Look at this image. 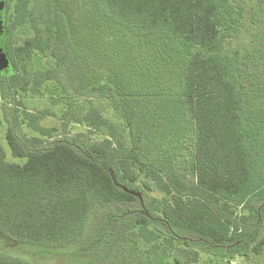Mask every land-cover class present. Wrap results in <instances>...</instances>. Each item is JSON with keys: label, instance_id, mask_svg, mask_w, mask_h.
Here are the masks:
<instances>
[{"label": "trees", "instance_id": "1", "mask_svg": "<svg viewBox=\"0 0 264 264\" xmlns=\"http://www.w3.org/2000/svg\"><path fill=\"white\" fill-rule=\"evenodd\" d=\"M242 4L0 0V49L9 59L0 70V97L13 102L29 84L30 59L48 57L65 83L46 73L35 77L32 91L55 84L61 101L72 99L62 114L101 136L40 149L56 128L40 125L41 113L23 110L21 121L35 134L22 145L7 128V145L22 163L8 162L0 145V229L38 247L73 243L92 206L133 204L146 192L152 198L143 211L116 218L136 216L131 253L140 241L150 244L146 260L154 264H180L171 256L174 243L187 263L205 249L221 257L258 252L264 74L253 70L259 67L253 56L228 44L243 29ZM18 27L29 36L13 47L8 38ZM92 98L108 101L118 124ZM0 264L27 263L0 256Z\"/></svg>", "mask_w": 264, "mask_h": 264}, {"label": "rangeland", "instance_id": "2", "mask_svg": "<svg viewBox=\"0 0 264 264\" xmlns=\"http://www.w3.org/2000/svg\"><path fill=\"white\" fill-rule=\"evenodd\" d=\"M236 2L243 3L245 8L243 29L233 33L228 44L232 48L236 47L245 56L247 54L249 57L253 56L259 64V67L253 70L264 74V0H236ZM28 36V31L18 27L8 39L13 47H16L21 45ZM46 73H49L51 77L56 74L59 77V86L65 83L62 78L63 72L58 71L56 65L48 57L34 54L28 62L27 80L29 84L26 91L19 92L13 102L9 103L0 97V145L8 162L22 163L23 161L14 158L11 154L5 139L7 128L12 127L17 140L22 145H28V139L35 134L21 121L23 110L41 113L42 118L39 124L46 128H56L51 137L43 139V143L39 146L40 149L50 147L57 141L71 142L75 138L79 145L99 142L101 139L99 134L88 133L84 126L71 122L70 114H62L66 106L69 104L72 106V99L67 98L61 101L58 98L55 84V86L52 83L41 85L39 91H32L35 77L39 75L45 77ZM17 101L20 103L19 111L16 110ZM92 103L101 110L105 117L118 124L111 113L108 101L92 98ZM78 135L81 136L78 137ZM131 188L137 187L132 186ZM141 197V201L133 204L92 206L83 235L73 243L38 247L14 240L0 229V256L7 260H22L27 264H154L146 260V251L150 244L140 241L132 250L133 253L128 247V237L132 231L131 221L136 216L121 219V223H118L116 219L125 211H143V207L147 206L151 200L152 194L145 192ZM105 230L107 238L102 241L101 236ZM166 233L164 231L165 235ZM186 236L194 239L191 234L186 233ZM180 247L181 245L174 243L171 250L172 255L170 254L177 257L180 264H229L231 261L238 264H264V246L258 252H247L242 255L224 253L223 257L222 255L216 256L210 249H205L200 252L196 263H187L180 256L178 251ZM41 251L43 252L40 253ZM171 261L169 259V264H172Z\"/></svg>", "mask_w": 264, "mask_h": 264}, {"label": "water", "instance_id": "3", "mask_svg": "<svg viewBox=\"0 0 264 264\" xmlns=\"http://www.w3.org/2000/svg\"><path fill=\"white\" fill-rule=\"evenodd\" d=\"M3 6H0L2 10ZM2 21L0 20V34L2 33ZM9 66V59L2 49H0V70H4Z\"/></svg>", "mask_w": 264, "mask_h": 264}, {"label": "built area", "instance_id": "4", "mask_svg": "<svg viewBox=\"0 0 264 264\" xmlns=\"http://www.w3.org/2000/svg\"><path fill=\"white\" fill-rule=\"evenodd\" d=\"M229 264H238V263H236V262H234V261H231Z\"/></svg>", "mask_w": 264, "mask_h": 264}]
</instances>
